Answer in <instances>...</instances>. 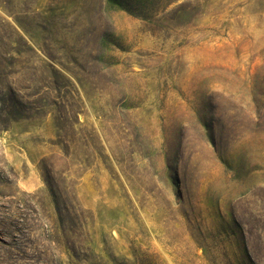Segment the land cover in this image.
<instances>
[{
	"label": "rangeland",
	"instance_id": "374dc122",
	"mask_svg": "<svg viewBox=\"0 0 264 264\" xmlns=\"http://www.w3.org/2000/svg\"><path fill=\"white\" fill-rule=\"evenodd\" d=\"M0 264H264V0H0Z\"/></svg>",
	"mask_w": 264,
	"mask_h": 264
}]
</instances>
